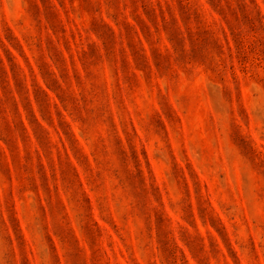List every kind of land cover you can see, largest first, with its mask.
<instances>
[{"label":"rangeland","instance_id":"obj_1","mask_svg":"<svg viewBox=\"0 0 264 264\" xmlns=\"http://www.w3.org/2000/svg\"><path fill=\"white\" fill-rule=\"evenodd\" d=\"M0 264H264V0H0Z\"/></svg>","mask_w":264,"mask_h":264}]
</instances>
